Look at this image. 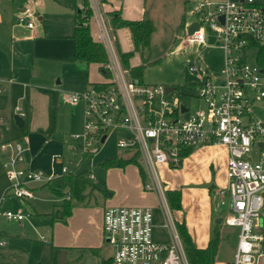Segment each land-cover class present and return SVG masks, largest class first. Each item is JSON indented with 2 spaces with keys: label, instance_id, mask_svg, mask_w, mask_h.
I'll list each match as a JSON object with an SVG mask.
<instances>
[{
  "label": "built area",
  "instance_id": "obj_1",
  "mask_svg": "<svg viewBox=\"0 0 264 264\" xmlns=\"http://www.w3.org/2000/svg\"><path fill=\"white\" fill-rule=\"evenodd\" d=\"M101 0H88L92 17L98 22L97 42L106 52L102 67L106 79L79 91L65 92L70 102L83 108L82 132L72 133L70 150L79 151L80 160L64 159L61 173L77 172L84 156L97 153L110 135L116 137L117 158L130 159L141 166L145 190L155 191L166 201L165 188L156 165L178 166L185 148L205 144L223 145L228 152L227 187L220 189L219 204L224 205V222L238 229L237 244L230 264H258L264 256V108L263 117L252 115L254 99L264 96V66L256 60L264 45V0H198L195 7L198 27L184 40L205 43L207 34L221 40L224 52L223 77L206 75L197 82L198 96L206 107L179 117L189 110L177 96L169 97L164 84L145 83L124 66L116 46L113 27L102 11ZM36 10L24 3L17 21L34 26ZM90 18V19H91ZM255 47V59L249 50ZM190 70L197 66L189 65ZM15 77H0V92ZM14 113L24 119L25 111L15 105ZM0 123L6 120L0 117ZM105 137L102 139V136ZM28 147L20 140L0 142L7 152L3 168L18 198L33 197V183L46 177L42 169L25 164ZM87 177H94L92 171ZM67 198L70 194L67 193ZM167 211V209H166ZM168 212V211H167ZM165 212L166 239L153 236V210L150 205H110L103 210L102 234L112 248V264H190L172 217ZM5 218L22 220L27 214L11 210L0 212ZM4 241L0 240V244Z\"/></svg>",
  "mask_w": 264,
  "mask_h": 264
},
{
  "label": "crops",
  "instance_id": "obj_2",
  "mask_svg": "<svg viewBox=\"0 0 264 264\" xmlns=\"http://www.w3.org/2000/svg\"><path fill=\"white\" fill-rule=\"evenodd\" d=\"M183 1L185 0H174V3L173 0H109L107 3H102L101 8L111 26V18L114 14H119L125 19L147 17L152 20L157 17L156 11L160 8L168 10L166 19L170 17V22L175 23L176 26L180 25L183 20V24L180 26L185 29V3ZM27 2L32 4L36 10L34 26L31 28L17 21L19 9ZM54 2L55 4L50 5L47 0H0V77L13 76L16 79L7 86L6 90L0 92V116L11 109L14 110L13 107L17 101L24 100L22 104L28 108L31 116V130L22 131L21 136L25 137L23 139L21 137V139L28 147L25 151V164L31 167L37 162L36 159L47 155L51 142V139L45 136L38 141L41 134L36 133L39 130L46 131L50 127L47 101L51 100L52 93L46 92L47 84L50 82L48 71L52 68L49 66L50 62L62 60L63 63H67L69 69L76 67L74 71H68L70 74L61 75L60 79L56 81V88L53 87V83H49L50 88H53L57 93L59 91H79L89 85L102 83L106 79L104 72L100 69V63H87L75 59L73 56L74 40L72 34L75 26V12L79 9L81 0H74V8L72 0H55ZM52 15L58 17L56 19L57 24H51ZM98 29V22L95 17H92L89 20V30L94 40H96ZM114 30L118 51L120 53L133 51L134 43L130 29L127 26H121L114 28ZM183 41L178 47L179 49L183 48L185 40ZM128 65L134 66L130 65L129 59ZM93 66L102 73L101 78L91 76L90 69ZM81 112L83 115L82 104ZM3 117L6 120V117ZM10 129L7 120L5 124L0 123V142L12 140L9 138ZM36 135L39 136L36 138ZM29 138L30 142L28 141ZM71 140L73 141L72 138ZM0 153L2 164L7 152L0 150ZM50 157L52 166L54 163L60 165L55 161L54 154H51ZM227 157L228 152L225 146L205 144L190 148L189 153L183 156L177 168H172L165 163L156 165V168L160 169L159 171L162 173L165 191L177 189L181 194L180 207L173 208L172 213L168 208L166 198L164 213L169 212L167 213L172 217L176 227L177 223L184 222L193 242L198 247L207 245L213 234L214 222H224L226 212L222 213L224 209L219 204L218 190L227 187ZM137 170L140 187L142 178L139 166ZM35 184L37 183L32 184L33 193L38 186ZM31 198L20 199L28 201ZM108 200L113 203L114 194ZM104 206L95 208L98 216L93 217V219L87 217L88 214L83 210L78 217L75 214L68 215L66 222L60 225L62 231L57 237V243L59 248L65 252L63 264H101L103 259L111 257L112 248L105 242L102 234ZM164 219L163 227H165L166 221L165 214ZM165 228L167 229V227ZM168 234L167 229L166 238ZM4 235L6 232H3L2 241ZM4 244V242L0 244V264L5 259V253L1 251ZM108 247L110 251L107 250ZM262 257L259 258L258 264H260ZM232 259L233 255L230 259H220L218 247L213 264H230ZM52 264L62 263L58 260Z\"/></svg>",
  "mask_w": 264,
  "mask_h": 264
},
{
  "label": "rangeland",
  "instance_id": "obj_3",
  "mask_svg": "<svg viewBox=\"0 0 264 264\" xmlns=\"http://www.w3.org/2000/svg\"><path fill=\"white\" fill-rule=\"evenodd\" d=\"M54 1L47 0L50 5L55 4ZM72 1L74 8L75 2L74 0ZM108 1L101 0L100 4L107 3ZM197 1H183L185 3V29L180 26V23V25L176 26L175 23L170 22V17L166 19L168 10L158 8L156 11L157 17L152 19L156 28L151 34L150 44L145 49L143 58L138 51L129 57L130 65L142 64L146 58L150 62L145 66L143 73L137 76V78H140L145 83H158L174 87L168 92V96H177L180 102L189 108V110L178 114L179 117L183 118L192 112L206 107V102L198 96L196 82L204 79L206 75H210L215 79H221L223 77L224 52L221 47L222 42L216 35L207 34L205 43L201 44L185 41L183 48H178L184 42L186 26L196 19L194 10ZM87 8L90 10L91 18L92 10L89 7L88 0H81L79 9L84 11ZM56 19L58 17L52 15L51 24H57L58 21ZM133 51H135L134 48ZM255 53L256 48L252 47L249 50V61H254ZM119 55L121 57L120 52ZM66 64L62 60L50 62L49 66H52V68L49 70L50 72L48 71V79L50 81L49 83H53V87L56 88V81L60 79L61 75L70 74L69 72L76 69L75 66L69 69ZM190 64L196 65L197 69L190 70ZM124 66L131 73V67L125 63ZM84 72L86 74V68ZM90 73L94 78H101L102 76V73L94 66L91 67ZM49 83L47 84L48 88H46V92L52 93L51 100L47 101L50 127L46 131L39 130L36 133L41 134V138L38 141L45 136L50 138L51 142L47 155L40 156V158L36 159L37 162L34 163L32 168L42 169L46 177H55L62 174L61 166L63 164V158L65 160L72 159L76 162L82 157L79 151L73 152L70 150V143H72L70 135L72 133L82 132L83 115L81 112V103L74 104L68 101L64 96V91L57 93L53 88H50ZM22 103H24V100L17 101L15 105H21L25 111V126L23 128L18 127L15 123L13 109L1 114L6 117L8 125L11 128L9 138L14 141H23L22 139L25 136L22 137L21 132L25 129L31 130L30 112ZM263 108L264 96L254 99L250 106L251 113L256 118L263 117ZM38 136L36 135V138ZM28 141L30 142V138ZM51 154L55 155V161L61 166L55 163L52 166ZM116 155H118L116 137L110 135L97 153L84 156L81 163L77 166L76 171H92L94 177L87 184L84 199L72 198L70 214H75L78 217L85 210V213L88 214L87 217L93 219V217L98 216L95 208L103 207L104 205V208L110 205H150L153 210V236L156 239H165L167 229L162 226L165 220L164 204L160 201L157 192L145 190L143 182L140 183V187L138 185L137 169L139 165H143L137 162H129L125 166L105 167L101 164L108 158L117 157ZM1 159L0 212L3 210H11L14 213L21 212L28 214L22 220L12 221L0 213V231L6 232L3 240L5 244L1 247V251L5 253V259L2 264H25L27 261V264H52L54 261L58 262L60 252L63 249L59 248L57 237L60 236L62 231L60 225L65 223L67 218V216L65 219L60 218L61 212L57 211L61 208L62 198H58L50 190L45 184L46 181L35 184L38 186L34 192V197L30 200L25 201L18 198L13 193L11 181L2 167ZM171 167L177 168L178 166ZM156 170L162 186H164L165 183L162 179V173L159 171L160 169L156 168ZM112 194H114L115 200L113 203H110L108 198ZM218 194L220 195L219 190ZM222 207L224 209L222 213L224 214L226 208L224 205ZM168 208H170L172 213L173 208L170 205ZM260 222L264 223V216L260 219ZM214 224L219 228L221 235L219 245L220 259H230L236 247L238 229L235 226L225 224L223 221L214 222ZM107 250L110 251V248L108 247ZM260 264H264V256Z\"/></svg>",
  "mask_w": 264,
  "mask_h": 264
},
{
  "label": "trees",
  "instance_id": "obj_4",
  "mask_svg": "<svg viewBox=\"0 0 264 264\" xmlns=\"http://www.w3.org/2000/svg\"><path fill=\"white\" fill-rule=\"evenodd\" d=\"M89 20H90V10H80L77 9L75 12V26L72 34L74 40V53L75 59L84 61L87 63L98 62L100 63V69L106 75L102 67V63L106 61V52L103 45L95 41L89 30ZM112 26L114 28L127 26L131 31L132 40L134 43V50L141 53L143 58L144 51L149 47L151 34L155 30L154 22L147 17L140 19H125L119 14H114L111 18ZM183 24V20L181 21ZM113 28V29H114ZM115 31V30H114ZM134 51L121 52V58L125 64H128L129 57ZM256 60L262 66H264V45H259L257 49ZM147 58L145 62L139 65L130 66L131 73L134 76H139L143 73L144 68L149 64ZM24 134V133H23ZM190 147L185 148L183 151V156L189 153ZM129 162H135L133 158L123 159L117 157H111L104 160L101 164L105 167L110 166H125ZM141 173L142 182L144 180V175L141 166H139ZM87 171L80 172H67L60 174L46 181L45 184L50 188V190L61 200V208L57 211L61 212L60 218H66V216L71 213V199H84L86 194L84 193L87 184L90 183V179L87 177ZM67 193L70 197L67 198ZM167 201L172 208L180 207L181 194L177 189H167L165 191ZM177 228L181 235V240L190 264H213L219 243L221 240L220 230L217 225L213 228V234L209 239L205 247H198L192 240L184 222L177 223ZM3 236V232L0 231V240ZM101 264H112V258L103 259Z\"/></svg>",
  "mask_w": 264,
  "mask_h": 264
},
{
  "label": "water",
  "instance_id": "obj_5",
  "mask_svg": "<svg viewBox=\"0 0 264 264\" xmlns=\"http://www.w3.org/2000/svg\"><path fill=\"white\" fill-rule=\"evenodd\" d=\"M198 27V24L196 21H192L191 23L188 24L187 26V31L188 32H192L194 29H196ZM166 88L168 90H172L174 87L173 86H166ZM14 120L15 123L17 124L18 127H22L24 125V119L19 116L18 114H14ZM105 137V135L102 136V139ZM64 250L60 252V258L59 261L60 263H64L65 262V257H64Z\"/></svg>",
  "mask_w": 264,
  "mask_h": 264
}]
</instances>
